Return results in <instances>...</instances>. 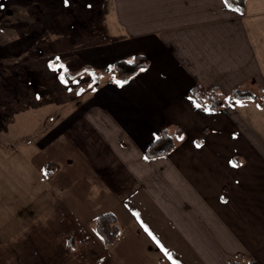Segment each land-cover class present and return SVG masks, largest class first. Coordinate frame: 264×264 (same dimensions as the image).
I'll return each mask as SVG.
<instances>
[{
    "label": "crops",
    "instance_id": "crops-1",
    "mask_svg": "<svg viewBox=\"0 0 264 264\" xmlns=\"http://www.w3.org/2000/svg\"><path fill=\"white\" fill-rule=\"evenodd\" d=\"M244 4L103 1L104 38L80 64L149 65L121 85L105 72L35 138L31 175L0 182V264H264V104L210 111L188 94L264 95V0ZM160 131L175 147L147 158ZM105 212L120 229L109 248L91 226Z\"/></svg>",
    "mask_w": 264,
    "mask_h": 264
},
{
    "label": "rangeland",
    "instance_id": "rangeland-1",
    "mask_svg": "<svg viewBox=\"0 0 264 264\" xmlns=\"http://www.w3.org/2000/svg\"><path fill=\"white\" fill-rule=\"evenodd\" d=\"M103 1L0 0V182L31 175L35 138L92 90L89 74L64 73L82 66L75 51L103 40Z\"/></svg>",
    "mask_w": 264,
    "mask_h": 264
},
{
    "label": "trees",
    "instance_id": "trees-1",
    "mask_svg": "<svg viewBox=\"0 0 264 264\" xmlns=\"http://www.w3.org/2000/svg\"><path fill=\"white\" fill-rule=\"evenodd\" d=\"M227 4L240 12L244 11V0H227ZM148 65V57L137 54L128 60H117L103 71L95 70L88 65H82L74 75L65 72L64 77L75 78L81 72L89 74L91 76L92 82L94 83L93 88L96 89L105 72L109 74L114 84L121 85L124 82L130 80ZM188 94L191 99H193L198 104L205 106L210 111L219 110L233 101L243 99H254L258 100L260 104H264V95H255L240 89H235L229 95L223 96L216 89H205L201 86L195 85L189 89ZM176 132L180 134L179 131ZM174 147L175 143L172 136L166 131H160L156 138L147 147L145 155L147 158L165 156L169 154L174 149ZM45 167H47L49 170L46 168L44 175L51 174L53 166L50 163H47ZM91 226L105 248L112 246L119 237L120 229L117 219L110 212H105L98 215L91 221ZM227 264L255 263L245 261L243 255L238 254L234 259H230Z\"/></svg>",
    "mask_w": 264,
    "mask_h": 264
},
{
    "label": "snow or ice",
    "instance_id": "snow-or-ice-1",
    "mask_svg": "<svg viewBox=\"0 0 264 264\" xmlns=\"http://www.w3.org/2000/svg\"><path fill=\"white\" fill-rule=\"evenodd\" d=\"M68 2H69V0H64V3H65V4H67ZM225 2L227 3V0H225ZM51 66H52V65L50 64V67H51ZM61 80H62L63 82H65V83H67V81H64L63 77H61ZM154 239H155V237H154ZM157 243H159V242H157ZM161 247H163V246L161 245ZM164 251H165V254L168 255L169 259H171V258H172V257H171V254L168 253L167 249H165Z\"/></svg>",
    "mask_w": 264,
    "mask_h": 264
}]
</instances>
